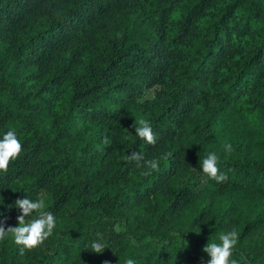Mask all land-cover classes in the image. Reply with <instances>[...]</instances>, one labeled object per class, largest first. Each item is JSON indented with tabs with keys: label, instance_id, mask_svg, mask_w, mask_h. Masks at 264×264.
Returning <instances> with one entry per match:
<instances>
[{
	"label": "trees",
	"instance_id": "1",
	"mask_svg": "<svg viewBox=\"0 0 264 264\" xmlns=\"http://www.w3.org/2000/svg\"><path fill=\"white\" fill-rule=\"evenodd\" d=\"M9 130L23 147L0 172V221L42 196L56 227L23 254L7 234L0 264H207L233 228L230 259L264 264V0H0ZM211 152L226 182L203 174Z\"/></svg>",
	"mask_w": 264,
	"mask_h": 264
},
{
	"label": "clouds",
	"instance_id": "2",
	"mask_svg": "<svg viewBox=\"0 0 264 264\" xmlns=\"http://www.w3.org/2000/svg\"><path fill=\"white\" fill-rule=\"evenodd\" d=\"M132 127L135 134L149 145L156 144V136L149 121L145 119L135 120ZM104 143H108L105 138ZM22 144L18 139L14 130L7 131L2 138H0V172H7L10 163L19 157L22 151ZM225 152L233 150L230 143L224 145ZM171 153L164 158L167 159ZM128 161L135 162L136 167L147 169L141 174L149 176L153 171H159V162L157 159H147L143 157L142 153L131 152L128 156ZM219 157L215 152L205 155L200 161V168L204 175L217 183H223L228 180L226 172H221L218 167ZM20 210L17 216V227H6V221H0V240L6 238L7 234H11L13 241L20 247V253L23 254L25 250H32L41 245L53 234L56 227V217L51 211H46V204L44 198L38 197L36 200L29 198L17 199L13 205ZM12 206V207H13ZM36 213L35 216L33 214ZM33 217L26 220L28 217ZM100 235L99 233L97 234ZM220 243L209 242L203 247L202 251L210 257L207 264H237L236 260L230 259L233 255V249L238 242V232L235 228L227 233H221L219 236ZM92 252L103 253L105 246L102 242L94 241L91 245ZM125 264H135L134 260L127 259Z\"/></svg>",
	"mask_w": 264,
	"mask_h": 264
}]
</instances>
